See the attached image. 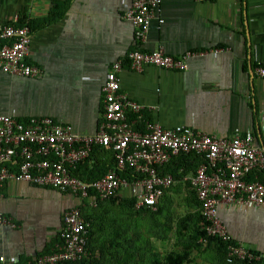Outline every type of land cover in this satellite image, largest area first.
I'll return each instance as SVG.
<instances>
[{
    "label": "crops",
    "instance_id": "obj_1",
    "mask_svg": "<svg viewBox=\"0 0 264 264\" xmlns=\"http://www.w3.org/2000/svg\"><path fill=\"white\" fill-rule=\"evenodd\" d=\"M132 3L0 0V24L29 23L27 62L39 69L36 77L0 70V114L21 120L48 116L71 124L78 134L95 135L104 120L107 72L121 60V89L145 106L146 120L220 137L250 133L264 147V77L257 73L264 64V0H162L143 41L125 16ZM215 48L221 51L211 52ZM160 49L175 57L209 52L191 57L184 71L155 65L135 71L127 60L131 51ZM112 157L111 151L96 150L89 166H106ZM175 160L168 164L176 166ZM193 165L186 162L187 173L166 190L164 203L196 210L190 204ZM118 196L131 191L122 188ZM77 205L71 192L8 179L0 191V213L15 226L0 225V257L29 264L54 252L64 214ZM219 217L238 241L264 252V207L221 206Z\"/></svg>",
    "mask_w": 264,
    "mask_h": 264
},
{
    "label": "built area",
    "instance_id": "obj_2",
    "mask_svg": "<svg viewBox=\"0 0 264 264\" xmlns=\"http://www.w3.org/2000/svg\"><path fill=\"white\" fill-rule=\"evenodd\" d=\"M200 2L207 0H197ZM162 0H133L126 18L135 28L137 39L147 37ZM163 23L164 20L160 19ZM33 31L29 24H0V70L23 77H36L38 67L27 62ZM221 49L211 52L219 53ZM209 51H189L180 57L154 51H131L127 57L135 71L146 65L164 69L188 68V60ZM124 63L116 61L107 72L103 85L104 120L95 135H81L71 124L48 116H33L26 120L0 114V191L8 179L52 187L71 192L80 205L64 214L61 242L54 252L39 257L29 264H65L88 256L90 223L83 215L82 206L98 205L97 196L107 200L128 188L137 198L136 208L157 209L168 188L176 183L172 174H162L159 167L181 154H197L204 159L190 176L192 187L202 204L207 236L229 242L227 261L249 260L264 262V252L238 241L219 217V208L264 207V183L248 180L256 170L264 169V147L255 145L253 134L220 137L177 125L171 128L144 118L145 106L130 98L121 89L120 74ZM264 77V64L257 68ZM137 116L128 120V113ZM137 120L143 121V131L137 129ZM97 146L114 151L117 170L111 169L101 178L84 181L73 174L90 157ZM130 168L141 177L129 182L120 172ZM95 192V196L92 192ZM0 225L14 223L0 213ZM199 242L206 246L207 237ZM1 264H17L14 259L0 257Z\"/></svg>",
    "mask_w": 264,
    "mask_h": 264
},
{
    "label": "trees",
    "instance_id": "obj_3",
    "mask_svg": "<svg viewBox=\"0 0 264 264\" xmlns=\"http://www.w3.org/2000/svg\"><path fill=\"white\" fill-rule=\"evenodd\" d=\"M25 24L27 22L19 23V25ZM136 119V115L128 113L129 121ZM137 122L136 128L143 131L144 122L138 120ZM96 150L98 153L111 151L113 153L111 162L106 166L98 162L90 168L89 164ZM173 159H177L175 164L178 161L179 163L176 166L172 164L161 166L159 172L162 174H170L167 171L172 172L175 180L184 177L187 173L185 170L187 161L193 162L195 171L204 162V159L197 154H181ZM182 167L184 171L182 174H178ZM111 169L117 170L114 151L107 147L97 146L93 149L90 157L73 171V174L84 181H92L101 178ZM263 172L264 169L254 171L248 176V180H259L264 183ZM120 175L129 182L141 177L130 168L121 171ZM189 184L192 187L190 181ZM192 193L190 204L196 210L180 214L176 220L175 234L180 248L168 252L163 257H160L156 251L154 239L169 238V231L173 229V213L170 209L173 202L171 200L164 203V195L157 209L151 207L137 209V198L132 195L126 198H120L117 195L107 200H102L97 196L98 205L96 207H90L88 204L82 206L85 219L91 223L87 245L88 256L79 261H70L65 264H199L196 261L198 256H202L210 264H264V262L249 260L228 262L227 246L229 242L218 237L207 236L201 201L194 188ZM95 194L93 191L92 195L95 196ZM130 228L133 229V233L130 232L132 230ZM201 237L208 238L206 246L199 242Z\"/></svg>",
    "mask_w": 264,
    "mask_h": 264
},
{
    "label": "rangeland",
    "instance_id": "obj_4",
    "mask_svg": "<svg viewBox=\"0 0 264 264\" xmlns=\"http://www.w3.org/2000/svg\"><path fill=\"white\" fill-rule=\"evenodd\" d=\"M170 209L173 213L174 223L172 222L173 229L169 231V238L164 239V240L154 239L155 246H156L155 249L158 252V254L160 255V257H163L164 255H166L168 252H170L172 250H178L180 248L179 244L177 243V236L175 234V231L177 228V221L176 220L180 214L187 212V208L185 207L184 204H179L178 202L177 203L173 202V204L170 206ZM130 229H132V228H130ZM130 232L133 233V229ZM145 236H146V232H145ZM196 261L199 264L200 263L201 264H210L202 256L196 257Z\"/></svg>",
    "mask_w": 264,
    "mask_h": 264
}]
</instances>
